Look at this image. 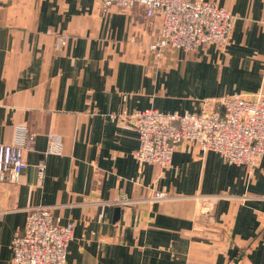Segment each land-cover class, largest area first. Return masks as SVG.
Wrapping results in <instances>:
<instances>
[{"label":"crops","instance_id":"0c3cea01","mask_svg":"<svg viewBox=\"0 0 264 264\" xmlns=\"http://www.w3.org/2000/svg\"><path fill=\"white\" fill-rule=\"evenodd\" d=\"M211 1L233 14L227 45L158 61L146 48L158 19L139 5L102 13L94 0H0V143L23 146L27 163L0 180V264H16L12 238L32 206L73 221L65 264H264V155L249 172L182 143L169 165H140L136 130L112 115L264 94V0ZM159 189L173 197L107 203Z\"/></svg>","mask_w":264,"mask_h":264},{"label":"built area","instance_id":"2783aa9c","mask_svg":"<svg viewBox=\"0 0 264 264\" xmlns=\"http://www.w3.org/2000/svg\"><path fill=\"white\" fill-rule=\"evenodd\" d=\"M94 3L102 13L112 7L129 12L139 5L146 16L157 18L156 35L146 48L158 61L168 50H192L205 44L223 48L232 32V12L211 0H94ZM259 22L264 26V13ZM66 37L60 36L61 44ZM112 115L136 130L138 145L132 153L140 165L145 162L161 168L169 165L176 146L182 143L214 151L230 164L245 165L250 172L264 155V94L261 93L206 97L193 112H162L146 107ZM48 139L47 152H55L60 143L53 134H48ZM23 149L17 144L0 143V180L15 181L26 168ZM44 170V163H38L37 175L41 179ZM172 197L159 189L145 198L132 199L121 194L107 203L123 205ZM73 226V221L61 224L49 206L29 207L22 232L12 238V261L65 264Z\"/></svg>","mask_w":264,"mask_h":264},{"label":"rangeland","instance_id":"374dc122","mask_svg":"<svg viewBox=\"0 0 264 264\" xmlns=\"http://www.w3.org/2000/svg\"><path fill=\"white\" fill-rule=\"evenodd\" d=\"M211 151V150H210ZM214 152V151H213ZM216 153V152H215ZM218 154V153H217ZM261 160V159H260ZM248 169V168H247ZM249 171V170H248ZM250 172V171H249ZM253 172V171H252Z\"/></svg>","mask_w":264,"mask_h":264}]
</instances>
